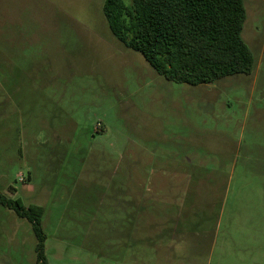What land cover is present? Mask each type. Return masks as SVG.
Returning a JSON list of instances; mask_svg holds the SVG:
<instances>
[{
    "label": "rangeland",
    "instance_id": "rangeland-1",
    "mask_svg": "<svg viewBox=\"0 0 264 264\" xmlns=\"http://www.w3.org/2000/svg\"><path fill=\"white\" fill-rule=\"evenodd\" d=\"M103 5L0 0V193L43 209L49 264H208L217 221L213 264H264V0L245 1L252 74L196 86ZM36 244L0 204V264Z\"/></svg>",
    "mask_w": 264,
    "mask_h": 264
},
{
    "label": "trees",
    "instance_id": "trees-1",
    "mask_svg": "<svg viewBox=\"0 0 264 264\" xmlns=\"http://www.w3.org/2000/svg\"><path fill=\"white\" fill-rule=\"evenodd\" d=\"M246 0H104L112 34L141 53L169 81L209 85L252 74L256 60L242 36ZM0 204L27 219L37 239L36 264H49L43 209L0 193Z\"/></svg>",
    "mask_w": 264,
    "mask_h": 264
},
{
    "label": "crops",
    "instance_id": "crops-1",
    "mask_svg": "<svg viewBox=\"0 0 264 264\" xmlns=\"http://www.w3.org/2000/svg\"><path fill=\"white\" fill-rule=\"evenodd\" d=\"M136 188L137 189H139V186L138 185H136ZM219 227H220V223H219V221H217V223H216V229H215V235L213 236V238H212V249H211V252H210V259H209V263L208 264H213V262H214V254H215V252H216V245H217V243H218V234H217V232H218V230H219ZM164 248V247H163ZM165 249V248H164ZM158 252V251H157ZM160 252V251H159ZM169 250H167V248H166V250H163L162 252H160L158 255L159 256H163V257H165V256H169ZM225 254H226V251H225ZM220 260V259H219ZM217 263H220L221 264V262H217Z\"/></svg>",
    "mask_w": 264,
    "mask_h": 264
}]
</instances>
